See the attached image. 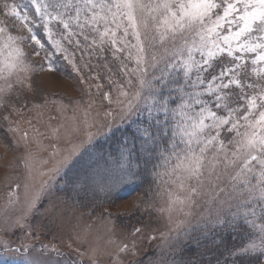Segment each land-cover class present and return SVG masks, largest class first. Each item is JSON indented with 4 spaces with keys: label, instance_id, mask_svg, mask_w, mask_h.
Returning a JSON list of instances; mask_svg holds the SVG:
<instances>
[{
    "label": "snow or ice",
    "instance_id": "6c2138e0",
    "mask_svg": "<svg viewBox=\"0 0 264 264\" xmlns=\"http://www.w3.org/2000/svg\"><path fill=\"white\" fill-rule=\"evenodd\" d=\"M45 64L49 73L70 67L87 85L81 99L69 100L71 116L63 99L32 104L41 119L60 114L66 135L86 136L47 172L32 147L40 146L39 131L28 121L30 137L10 120L29 96L40 97L35 74ZM10 104L0 119L24 146L14 162L26 179L22 193L9 183L0 206L6 231L31 228L50 182L76 165L74 186L94 195L151 176L138 203L169 225L157 235L150 219L103 246L87 228L66 245L24 243L15 249L24 264H264V0H0V106ZM123 125L131 131L117 138L115 155L83 159L85 144ZM37 176L47 178L37 184ZM158 236L153 252L141 250ZM189 244L194 258L183 255Z\"/></svg>",
    "mask_w": 264,
    "mask_h": 264
},
{
    "label": "rangeland",
    "instance_id": "374dc122",
    "mask_svg": "<svg viewBox=\"0 0 264 264\" xmlns=\"http://www.w3.org/2000/svg\"><path fill=\"white\" fill-rule=\"evenodd\" d=\"M77 56H79V53H77ZM85 59L88 58L86 57ZM98 62L93 60L94 64ZM60 63L66 64L62 60ZM95 71L99 72L100 75H104L100 69H95ZM87 72L88 70L85 69V73ZM35 75L37 84L42 89L40 97L33 99L29 96L26 107L21 108L20 113L12 112L11 104L8 108L0 106V115H7L12 112L10 120H18L20 127L29 131L30 137L33 135V129L29 128L27 122L31 121L33 127L41 134L40 146L32 145V147L37 151L40 161H48L46 164L39 163L38 168L40 171L47 172L57 159L61 158L62 155L68 154L73 145L79 144L81 140H86V136L83 132L74 136L66 135L63 128H58V125L64 122L60 114L55 111L45 112L44 117L41 119L37 116V110L32 108V104L43 103L44 97L47 96L49 101L63 99V103L69 105L70 99H81V91L86 89L87 85L79 84V77L72 73L70 67H66L63 71L49 73L47 64H45L44 71H38ZM97 83L106 82L99 80ZM91 91L95 92L96 89L93 88ZM87 100L88 97L86 95L83 96L82 103L87 102ZM13 103L15 102L13 101ZM24 104L25 101L21 99L19 103L15 104V107L20 108ZM97 105L100 109L106 108L107 102L104 101L101 104L99 99H97ZM65 115H72L71 105H69ZM49 116H57V119L50 120ZM103 119V111H101L98 123ZM8 127L9 121L0 119V206L4 204L7 198L9 183L11 181L18 182L21 185L20 191L22 193L26 179V172L23 166L16 167L14 162V157L21 155L24 146L21 144L17 147L16 141L19 139V135L8 131ZM13 127H15V124H13ZM54 129L57 130L55 134L53 132ZM125 129H131V127L123 125L120 131ZM91 131L95 132L96 128L93 127ZM106 137L108 136H96L90 145L85 144L80 150L81 153H84L83 159L96 160L100 156L106 158V148L104 150L92 148L94 142L103 140ZM85 148L88 149L86 153L84 152ZM54 153L56 155H53ZM73 159H76V157ZM99 163L103 166L104 161L100 160ZM78 170L79 165H76L71 170H66V176L62 173L55 181L50 182L49 187L37 205V211L33 213L32 217H29L31 228L26 227L23 232L16 228H10L6 231V226L0 219V241L7 240L11 243L9 250L0 249V264H24L25 254L23 249L15 250L21 244H35L37 249L41 243L66 245L69 237L74 239L76 233L85 228L91 232L92 243L102 246L105 245L109 237L119 240L123 238L124 233H131L135 227H141L143 224L149 223L150 219L151 227L157 229V233L154 234L158 235L159 232L167 231L169 225L165 216H160L158 213L153 212L150 218L145 211V206L138 203V201L143 199L149 182L152 181L151 176H149L150 179L145 187L137 192L129 194V189L133 190L138 185V178H134L126 180L115 191L105 196L103 193L94 195L91 190L85 191L75 187V174ZM46 178V176H37V184H39L40 180ZM126 191L128 195L124 198L119 196ZM101 210H104L103 222L98 218ZM108 213H111V215L109 216ZM26 233L31 234L26 235ZM37 236H39V239H37ZM128 239L130 241L131 238L129 237ZM160 239L158 236L155 241L149 242L145 240L141 250L143 251L146 248L150 253L153 252L155 245L160 243ZM193 246V244L188 245L190 251L183 254L185 258L195 257ZM85 247H87V244ZM65 250L70 251V249L66 248Z\"/></svg>",
    "mask_w": 264,
    "mask_h": 264
},
{
    "label": "trees",
    "instance_id": "16d2710c",
    "mask_svg": "<svg viewBox=\"0 0 264 264\" xmlns=\"http://www.w3.org/2000/svg\"><path fill=\"white\" fill-rule=\"evenodd\" d=\"M130 131H131V129H125L124 131L117 132L116 135L113 136L112 138H109V136H108V137L104 138L103 140H100V141L98 140L92 144V148L95 150H99V149L104 150L106 148L107 153L109 151H111L113 153V155H115V151L117 148V142H116L117 138L121 137L123 134L130 132ZM149 179H150L149 176H148V178H145L144 176L138 177V185L133 190L129 189V194L132 192H137L138 190H141L143 187H145V185ZM126 195H128L127 191L120 194L119 196L124 198ZM204 243H207V241H205ZM192 249L194 250V253L196 255L197 249L195 248V246H193Z\"/></svg>",
    "mask_w": 264,
    "mask_h": 264
}]
</instances>
